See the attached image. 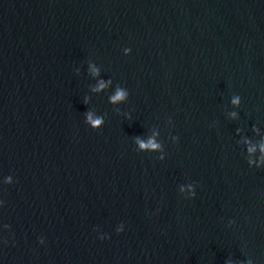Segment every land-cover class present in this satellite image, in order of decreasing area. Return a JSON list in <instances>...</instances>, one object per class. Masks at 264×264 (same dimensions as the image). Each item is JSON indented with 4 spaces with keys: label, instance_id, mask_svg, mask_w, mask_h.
Instances as JSON below:
<instances>
[{
    "label": "water",
    "instance_id": "obj_1",
    "mask_svg": "<svg viewBox=\"0 0 264 264\" xmlns=\"http://www.w3.org/2000/svg\"><path fill=\"white\" fill-rule=\"evenodd\" d=\"M0 264H264V0H0Z\"/></svg>",
    "mask_w": 264,
    "mask_h": 264
},
{
    "label": "clouds",
    "instance_id": "obj_2",
    "mask_svg": "<svg viewBox=\"0 0 264 264\" xmlns=\"http://www.w3.org/2000/svg\"><path fill=\"white\" fill-rule=\"evenodd\" d=\"M101 87H103V84L101 85ZM123 95H124V93L120 92V93H118V95L116 97H113V100L120 99V98H122ZM94 123L98 124V123H100V121H96ZM152 146L155 147L154 144Z\"/></svg>",
    "mask_w": 264,
    "mask_h": 264
}]
</instances>
